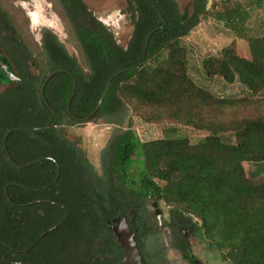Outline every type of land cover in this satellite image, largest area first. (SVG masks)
<instances>
[{"label": "trees", "instance_id": "obj_1", "mask_svg": "<svg viewBox=\"0 0 264 264\" xmlns=\"http://www.w3.org/2000/svg\"><path fill=\"white\" fill-rule=\"evenodd\" d=\"M126 2L125 13L134 28L126 45L97 22L83 0L66 3L82 62L52 41L37 53L33 67H17L22 79L18 117L6 131L44 129L12 132L10 140L49 138L52 147L45 154L58 160L63 173L92 174L94 167L86 153L66 136L64 127L89 122L122 125L131 110L146 123L168 121L204 133L193 143L179 135L176 127H169L165 137L142 141L128 128L117 133L104 150L102 170L106 174L132 171L130 162L139 148L143 169L132 192L149 206L164 204L166 226L174 229L179 221L189 220L199 239L229 264H264V181H259L264 176V30L258 18L264 0H194L185 12L177 0ZM4 18L2 14L0 21ZM207 20L247 41L251 58L239 56L232 42L218 54L203 58L202 80L194 75L192 49L184 40ZM157 28L143 59L149 34ZM31 69L36 70L35 77ZM128 69L132 70L112 81L98 112L85 120L97 107L109 79ZM57 71L44 90L46 102L57 114L51 127L55 115L42 100L40 88ZM216 80L237 86L239 93H219L206 84ZM246 163L253 170L247 172ZM3 169L9 168L4 165ZM52 169L56 170L54 165ZM107 181L95 178L79 195L77 213L85 209V220L105 213ZM2 212L0 222L11 224L10 210Z\"/></svg>", "mask_w": 264, "mask_h": 264}, {"label": "flooded vegetation", "instance_id": "obj_2", "mask_svg": "<svg viewBox=\"0 0 264 264\" xmlns=\"http://www.w3.org/2000/svg\"><path fill=\"white\" fill-rule=\"evenodd\" d=\"M68 2L70 0H51L49 6L52 10L55 5L58 7L62 18L58 16L59 21L67 23L72 36L70 40L73 38L76 42L66 17ZM0 8V18L5 15L0 21V58L18 79L11 81L0 69L3 72V75L0 73V217H4L2 211L8 209L12 218L11 224L6 226L0 222V264H138L126 258L118 237L124 222L134 236L143 264H209L210 256L204 251L196 252L190 242L195 239L201 246L212 249L195 234L192 222L179 221L176 228H170L165 225L163 212L154 214L150 211L151 207L158 208L157 204L149 206L142 196L132 192L138 185L137 172L111 171L106 174L102 170V155L100 169L86 155L94 167L92 174L63 173L58 160L45 154L51 151L49 138L10 140L12 132L44 129L37 126L6 131L18 117V91L22 79L17 67L21 64L33 67L37 52L44 51V44L52 41L63 45L79 62L82 60L71 53L68 35L65 41L53 27L44 26L39 29L38 40L35 30L20 26V21L1 4ZM91 11L97 22L116 39L115 20L103 22ZM126 15L123 12L121 16ZM31 72L35 77L36 70L31 69ZM76 146L84 152L78 144ZM43 162L47 164L41 166ZM4 165L9 168L7 171L3 169ZM53 165L56 170L52 169ZM11 166L13 170H10ZM95 178L108 179L107 187L103 189L109 202L104 204L106 211L101 218L85 220V209L80 215L77 213L80 205L77 200L90 184L95 183ZM166 228L169 229V242L164 235Z\"/></svg>", "mask_w": 264, "mask_h": 264}, {"label": "rangeland", "instance_id": "obj_3", "mask_svg": "<svg viewBox=\"0 0 264 264\" xmlns=\"http://www.w3.org/2000/svg\"><path fill=\"white\" fill-rule=\"evenodd\" d=\"M51 0H31L30 2H23L22 0H0V4L9 11L13 16H15L19 25L22 27H31L35 30L37 38L39 40V29L44 26L49 28H54L57 30L63 39L66 41L67 35L69 36V43H71L70 51L80 60L82 56L80 50L73 40L67 23L60 22L58 16L60 17V12L58 7L55 5L52 10L49 6ZM88 7L93 10L97 17L103 22H110V20H115L116 27V39L122 45H126L133 32V26L130 23L128 15L122 17V13L125 12L127 7L126 0H83ZM194 0H177L180 9L185 12L191 10ZM259 26L260 29L264 30V11L259 13ZM37 17V18H36ZM60 19H62L60 17ZM62 23V25H61ZM264 34V32H262ZM184 42L190 46L192 49L193 56V72L197 78L201 77V63L203 58L209 55L218 54L224 47L229 46L232 42L236 43L237 53L239 56L250 59V49L247 41L243 39L236 38L230 33L223 30L222 26L216 24L212 20L203 21L199 27H197ZM68 43V42H67ZM39 43L37 46L39 47ZM39 52V51H38ZM37 52V53H38ZM203 80V79H202ZM215 91L219 93H230L238 94L239 90L237 86H227L221 80H216L213 83L206 82ZM248 113V112H247ZM169 127H176L179 131V135L187 136L193 143L201 140L205 134L195 131L191 128L181 126L179 124H174L172 122H162V123H146L141 117L128 110L127 115L123 120V124H105L102 122H89L80 124L77 127L67 128L64 127L66 136L76 142L86 153L90 162H92L97 169H100L101 155L104 149L109 145L112 138L119 132H123L128 128H131L137 133L142 141H149L154 139H159L165 137L167 129ZM132 171L138 174L143 169V154L142 151L137 148L134 156L130 162ZM245 169L247 172L253 170V166L250 164H245ZM264 181V176L259 179V181ZM150 211L154 214L157 212H163L164 218L168 219V209L164 204H159L158 208H150ZM165 239L167 242L170 241L169 229L164 230ZM192 246L196 249V252H206L207 256H210L211 262L209 264H229L224 261L220 253L217 250L210 249L206 245H200L195 239H191ZM177 254V253H172Z\"/></svg>", "mask_w": 264, "mask_h": 264}, {"label": "water", "instance_id": "obj_4", "mask_svg": "<svg viewBox=\"0 0 264 264\" xmlns=\"http://www.w3.org/2000/svg\"><path fill=\"white\" fill-rule=\"evenodd\" d=\"M163 22H164V24H166L165 19H163ZM158 30H159V29L157 28L156 30L152 31V32L149 34V37H148L147 42H146V45H145V50H144V56H143V59L145 58V55H146V51H147V48H148V45H149V42H150V37H151L156 31H158ZM0 69H1V70H2V71L8 76V78H9L11 81H18V79H17V78H16V77L10 72L9 67H8L5 63L2 62L1 58H0ZM130 70H132V69L123 70V71H121V72H119V73L113 75V76L109 79V81H108V83H107V85H106V87H105V89H104V91H103V93H102V96H101V98H100V100H99V102H98V104H97V107L95 108V110L93 111V113H91L90 116H88V117L85 118V120H88V119H90L91 117H93V116L98 112V110L101 108V106H102V104H103V101H104V99H105V97H106V95H107V92H108V90H109V87H110L112 81H113L116 77H118L120 74H122V73H124V72H126V71H130ZM58 73H60V72L57 71V72H53V73L49 74V75L47 76V78L45 79V81H44L42 87L40 88V93H41V96H42V98H43L44 101H45V96H44V90H45V87H46L47 83L50 81V79H51L52 77H54L56 74H58ZM74 95H75V93H73L72 97H73ZM69 103H70V100H69L68 104H69ZM45 104H46V106L49 108V110L55 115V122H54V123L52 124V126H51V127H54L55 124H56V121H57V114L55 113V111L52 109V107H51L46 101H45ZM8 135H9V133L6 134V136H5V141H6L7 137H8ZM187 222L190 223L191 221L188 220ZM118 237H119L120 242L122 243V246H123V248H124V250H125V252H126V254H127V255H126V258H127L128 260H133V261H135V262L138 263V264H143V262H142V256H141V254H140V252H139L138 245H137V243H136V241H135V239H134L133 234L131 233V231H130V229H129V227H128L127 222H124V223L122 224V229L120 230V232H118Z\"/></svg>", "mask_w": 264, "mask_h": 264}]
</instances>
